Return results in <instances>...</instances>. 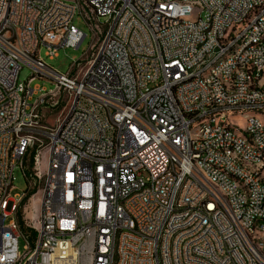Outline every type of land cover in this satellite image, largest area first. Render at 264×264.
<instances>
[{
  "label": "built area",
  "instance_id": "obj_1",
  "mask_svg": "<svg viewBox=\"0 0 264 264\" xmlns=\"http://www.w3.org/2000/svg\"><path fill=\"white\" fill-rule=\"evenodd\" d=\"M76 16L92 41L60 73L44 57L78 47ZM23 65L31 74L15 84ZM261 65L264 0H0V264H264V183L227 153L264 165ZM246 111L256 121L238 141L232 118ZM18 168L27 187L13 194ZM192 194L206 203L184 212Z\"/></svg>",
  "mask_w": 264,
  "mask_h": 264
},
{
  "label": "bare ground",
  "instance_id": "obj_2",
  "mask_svg": "<svg viewBox=\"0 0 264 264\" xmlns=\"http://www.w3.org/2000/svg\"><path fill=\"white\" fill-rule=\"evenodd\" d=\"M186 3H193V0H186ZM199 19V7H192V11L189 12V20ZM239 51V44H230L229 54H236ZM223 64V57H216L214 59V66H221ZM85 66H78L77 75H84ZM260 76H264V65H261ZM231 82H238V75H231ZM15 84H22V81L15 77ZM251 112L253 111H246ZM256 113L249 117L245 123L255 122ZM260 126H264V115L261 116ZM230 136H236L238 141H248L250 140V133L247 132V124H245L244 129H240L236 126L230 127ZM227 153L232 161L235 162L237 168H245L248 171L254 172L255 182L264 183V165L262 161H254L251 156L243 155L241 151L237 150L236 146H227ZM220 176H234V169L227 168L226 166H219ZM234 187L241 193L243 198H250V184L244 177H236L234 180ZM40 190L43 192V182H35L32 188V198H29L30 205V217L32 220H39V210L35 209V196ZM41 197V196H40ZM197 203H206V196H199V194H192V196L185 199L184 212H193L194 207ZM0 204H2V194H0ZM111 263H118L120 259V251L118 249H111L110 251Z\"/></svg>",
  "mask_w": 264,
  "mask_h": 264
},
{
  "label": "rangeland",
  "instance_id": "obj_3",
  "mask_svg": "<svg viewBox=\"0 0 264 264\" xmlns=\"http://www.w3.org/2000/svg\"><path fill=\"white\" fill-rule=\"evenodd\" d=\"M73 23L85 35L81 43L78 45V47L59 48L57 50V56H55L52 59H48L44 57V51H45L44 47L40 49V54L44 57L45 63L49 67H51L53 70H56L57 72H60V73H65L69 71L71 64L74 62L82 63L83 59L86 57V54L88 53V48L92 41L91 30L88 28V26L83 22V20L79 16L75 17ZM100 39H101L100 36L98 37V39L97 38L95 39L96 41L95 47L98 45V42ZM30 74H31V69L27 67L26 65H23L19 72L18 79L20 81H24ZM41 84H42L41 79H34L29 83V87L33 88L36 85H41ZM43 85H44L45 90L47 91L53 88L52 84L48 82L44 83ZM37 97H38V93L32 95L28 103L29 104L33 103ZM43 111L45 115V123L52 124L56 116L53 114V112H50V110H48L47 108H43ZM251 116H253V113L246 112L245 115L241 116V120H239V118H232V125L240 129H244L246 120ZM12 185H13V189H12L13 194L20 193L21 191L25 190L27 187L26 179L24 178L19 168L14 171V180L12 182ZM40 196H41V193L39 190L34 199L35 209H37V200H40ZM23 244L24 242L22 241V239H19L18 246L20 250H22Z\"/></svg>",
  "mask_w": 264,
  "mask_h": 264
},
{
  "label": "trees",
  "instance_id": "obj_4",
  "mask_svg": "<svg viewBox=\"0 0 264 264\" xmlns=\"http://www.w3.org/2000/svg\"><path fill=\"white\" fill-rule=\"evenodd\" d=\"M20 229L23 232L28 233L30 239H33L35 237L36 234L35 230L25 227L23 222H20Z\"/></svg>",
  "mask_w": 264,
  "mask_h": 264
}]
</instances>
